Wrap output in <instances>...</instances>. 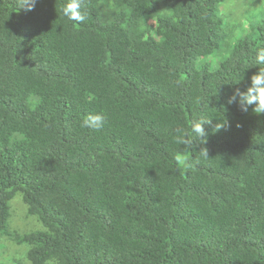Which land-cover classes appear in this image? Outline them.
Returning a JSON list of instances; mask_svg holds the SVG:
<instances>
[{"label": "trees", "instance_id": "obj_1", "mask_svg": "<svg viewBox=\"0 0 264 264\" xmlns=\"http://www.w3.org/2000/svg\"><path fill=\"white\" fill-rule=\"evenodd\" d=\"M223 1L84 0L78 23L0 0V237L31 264H264V114L228 104L264 69V9L211 69ZM15 194L42 228H9Z\"/></svg>", "mask_w": 264, "mask_h": 264}, {"label": "rangeland", "instance_id": "obj_2", "mask_svg": "<svg viewBox=\"0 0 264 264\" xmlns=\"http://www.w3.org/2000/svg\"><path fill=\"white\" fill-rule=\"evenodd\" d=\"M264 9V0H224L216 9V14L223 20V40L221 50L216 55H209L208 61L211 69L215 68L219 59L228 56V46L232 45L235 38L245 36L254 37V31L249 25L257 20ZM201 58L195 62L199 66ZM249 108L247 115L257 117L259 114ZM10 219L9 228L21 234L42 228L35 216L26 214V206L20 194H15L9 201ZM29 245L17 244L7 236L0 237V264H31L26 252Z\"/></svg>", "mask_w": 264, "mask_h": 264}, {"label": "clouds", "instance_id": "obj_3", "mask_svg": "<svg viewBox=\"0 0 264 264\" xmlns=\"http://www.w3.org/2000/svg\"><path fill=\"white\" fill-rule=\"evenodd\" d=\"M36 2L37 0H23L21 8H24L25 11H31L34 9ZM62 11L65 17L71 21L79 23L84 22L86 18L84 0H71ZM260 61L264 62V57H261ZM250 79L251 82L247 85L246 91H241L237 88L231 93L228 97V104H237L241 111L244 112L248 111L249 106H253V112L264 114V69L260 68V71L253 74ZM106 120L107 117L102 112L90 113L87 118L82 121L81 126L99 131L104 127ZM206 122H209V119H195L190 124L188 130H177L178 134L174 138L175 143L187 146L190 149L188 154L179 157L181 163L192 158L190 153L194 150V141L197 137L201 138V142H206L207 133L204 127ZM224 124V121L217 123L215 126L216 130L222 128ZM199 152L204 158L209 157L207 148L202 147Z\"/></svg>", "mask_w": 264, "mask_h": 264}]
</instances>
